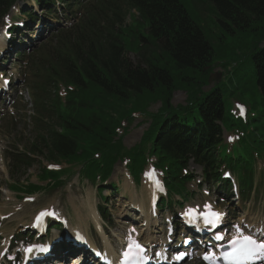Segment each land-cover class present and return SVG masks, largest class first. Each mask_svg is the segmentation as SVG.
<instances>
[{"label":"trees","instance_id":"1","mask_svg":"<svg viewBox=\"0 0 264 264\" xmlns=\"http://www.w3.org/2000/svg\"><path fill=\"white\" fill-rule=\"evenodd\" d=\"M14 1L0 0V20ZM70 1L80 5L78 0L64 3ZM118 1L125 3L127 13L137 12V19L127 27H122L125 14ZM202 1L213 4L219 34L192 20L178 0H95L97 6L86 9L76 26L59 32L56 40L63 43L57 52L58 66L63 69L64 83L76 91L69 94L66 104L56 103L59 132L47 129L46 135L29 144L28 155L16 148L10 154V176L30 167V156L46 153L48 162L61 165L59 171L40 170L39 179L51 180L53 187L63 184L60 179L67 166H79L86 178L104 181L117 161L127 160L126 168L137 177L149 154L165 173L168 197L186 199L185 185L191 176L181 172L190 160L203 168L207 179L220 177L215 146L221 142L222 127H227L244 144L242 154L229 165L238 171L241 182L246 181L250 151L264 154V45L258 47L264 42V0ZM241 35L240 45L245 49L236 43ZM251 42L256 43L252 48ZM222 44L234 46L230 50L240 52L239 61L229 58L234 53L217 59L216 48L221 49ZM242 51L251 54L243 60ZM131 52L140 56L141 64L126 58L125 53ZM213 64L241 77L249 71L251 78L241 81L235 91L220 84L206 94L197 92L198 84L187 74L196 70L206 80ZM179 90L186 92V106L173 108L170 100ZM246 94L257 95V100L250 102ZM234 100L256 116L245 122L233 118L229 108L226 112L225 101ZM152 103H160V108L149 114L146 133L138 145L124 150L123 133L119 135L126 128L123 123H129L132 115L145 113ZM10 189L34 193L40 188L29 185L25 191L14 184Z\"/></svg>","mask_w":264,"mask_h":264},{"label":"rangeland","instance_id":"2","mask_svg":"<svg viewBox=\"0 0 264 264\" xmlns=\"http://www.w3.org/2000/svg\"><path fill=\"white\" fill-rule=\"evenodd\" d=\"M181 5L185 8L189 16L192 20H194L197 23H200L205 26L207 30H209L212 34H219L221 29H219V24L217 22V16L215 17L213 15L212 9H214V6L211 2L208 1H202V0H178ZM119 6L123 14H125V19L122 20L121 24L122 27L129 26L132 23L133 16L134 18L137 17V14L134 11H130L129 14L127 13V7L125 3H122L121 1H118ZM93 7L97 6L96 3H94V0H91L90 3ZM88 5V4H87ZM63 6V5H62ZM22 7L23 10L28 9L30 10L28 4L24 3L22 1V5H17V8ZM61 7V6H60ZM62 8V7H61ZM93 9V8H92ZM92 9L90 11H92ZM15 11L11 12L9 14V17H14ZM13 15V16H12ZM53 17L58 19V22L55 21H40V23L37 25V27H33L31 31V38L29 42L26 41V48L22 47L21 42H15L14 48L18 51V53H13V48L11 46H7V39L6 36H0V44L2 43V46L0 47V67L3 68L5 71V78L10 80L11 84V90L9 91L13 96V101L8 103L6 101L2 100V103L0 106V217L3 218V221H0V250L4 246V244L8 241H10V236L16 234L17 238H20L23 240L24 243L29 242L28 237L29 233H22V231H25L28 226H30V220L32 217V213L36 211V213H41L43 211H51L53 213L52 218L46 219L44 221V228H48V220L51 222H57L62 226L61 231H57L55 229L51 230L52 237L50 239H47L45 242H41L43 245L47 242L51 241L48 246H51L54 248V257L51 259H46L44 261V264H66L67 259H69L68 263L73 262L74 256L68 255L69 251L64 250L60 245L54 246L52 242L59 236H65V233H68L71 231V229H77L79 231H84L87 229L88 231H92L91 237H89L90 242L93 241L96 242V245L98 247H104L108 243H110L113 248L118 246V238L125 239L126 236L134 234L135 236H142L145 239H149L150 237L154 238V243L156 246L161 245L165 243L167 238V231L169 228V224L166 222L167 215L171 214V211L165 210V211H158L156 218H151V226L145 231L140 227V223L142 219L139 217L141 213L135 212L137 209H139L138 202L144 200L146 202V205L148 206V199L145 196V194L142 193L143 188V181H144V175L142 174L140 178V184L138 187H135L132 182L128 179V175L124 170V167L122 163L118 162L112 172V176L109 178L108 183L115 184L116 189H106V193L102 194L101 189H96L97 184H92L91 179L87 181L85 178H81L77 175V173L80 172L79 166H67L65 175L63 176V180L65 181L64 185L61 187V189L52 191V190H46L43 194H37L30 198V202L23 201L22 199H19L16 197V195L9 193L7 190L9 189V186L12 184H23L24 181H30L31 183L38 184L37 181V175L40 172V169L44 168L47 169L50 166V162L46 159V153L42 154H36L35 157H31L33 159L31 167L28 169L26 174H17L13 172V178L9 176L8 170H7V162L6 157L10 152H13L16 147L20 148L22 146H25L28 142L32 141L35 136L34 131H41L40 129H36L37 126L34 121V114L35 118H37L38 111L33 113L32 108L33 105L30 100V96L27 93L28 88H34L37 90H40L42 85L40 83V78L36 77L37 72L33 69H31L30 72H26L24 69L25 61L23 60L20 62L17 59L19 56L17 54H23L25 56L31 55L29 59L31 60L33 56L39 51H36L38 48L46 49L50 45L54 44V37L57 36L56 34V27H61L64 24L66 26H63V29H67L70 26V23H63L61 21V17L58 16L55 13H52ZM63 16V15H62ZM65 17V16H63ZM104 19H106V14L102 16ZM40 27V31L37 30V28ZM2 31V26H0V32ZM36 31L38 34V37L36 35ZM145 34V33H144ZM42 38H39V37ZM243 35L237 37L236 43H239V46L241 49H245L246 46L243 44L240 45V43L243 42V40L240 38ZM68 39H71L70 36H68ZM240 39V40H239ZM84 40V39H83ZM70 42H72L70 40ZM228 44H232V40L227 39ZM49 43V44H48ZM63 40H61V44L57 42L56 44L58 47L62 48ZM257 43V41H256ZM251 42V48L256 44ZM263 43V41L261 42ZM261 43L258 45V47L261 45ZM224 44H222L221 49H217V59L222 57H229V53L236 54L234 57H229L233 60H237V55L240 53L238 50L231 51L230 49L234 46L227 45L226 47H223ZM57 47V48H58ZM21 48V49H20ZM53 48V47H52ZM56 48V49H57ZM229 48V49H228ZM238 47H235V49ZM250 48V49H251ZM28 50H32L31 52H28ZM254 49V48H253ZM252 49V50H253ZM51 51V48L49 49ZM55 50V49H54ZM53 50V51H54ZM52 53H45L43 52L44 56H53L58 59L57 55H51V54H57L59 50H56ZM231 51V52H230ZM243 54L246 56L243 58L246 59L249 57L250 53H244L245 51H242ZM126 58L130 62H136L135 64H141V59L139 55L131 53H125ZM5 61L3 64L2 61ZM43 61L47 62L49 65L52 66V69L55 70V66L53 65L55 61H49L46 59V57L43 59ZM226 61L225 59L222 60ZM239 61V60H237ZM242 61V60H241ZM220 63L219 61H217ZM22 67V68H21ZM212 77L210 81V88L219 80V77L221 79V76L223 75V70L219 68L218 65H215L212 68ZM11 76V77H8ZM188 78H191L194 80L196 84H200L205 78V75L202 73H198L196 70H191L189 74H187ZM210 76L206 78L201 84H205L208 82ZM251 78V74L249 71L245 72V75L241 77V74H236L229 72L224 75V81H223V87H232L234 91L236 88L241 87V81L245 82L248 81ZM1 80V75H0ZM51 80H48L47 82H50ZM209 88V89H210ZM208 88H204V90H209ZM62 94V93H61ZM16 97V98H15ZM245 98H247L250 102H252L253 99L257 100V95L252 96L250 94H246ZM22 99V101H20ZM186 94L183 91H178L173 94L172 97V104L173 106L180 105L184 106L186 103ZM235 101V102H234ZM234 101H225L226 106V112L228 111L227 108H229V111L231 112L232 107L234 105H237L241 108V103L238 100ZM18 103V105L15 107V105ZM158 104H152L150 105L148 112H155L158 108ZM232 106V107H231ZM258 110V109H256ZM40 111V110H39ZM49 111L45 112V108L43 111V117L42 118L44 122V127L46 125H49L50 129L55 132L60 131V127H57L55 125L54 116L51 119L50 116L47 114ZM5 113L7 116H5ZM256 113V112H255ZM10 116H13L14 122L11 121ZM13 120V119H12ZM147 120H145L144 117H135L132 121L131 125L127 128L126 133L123 134V145L126 149H130L134 145L138 144L143 132L147 128ZM53 123V125L51 124ZM228 134H230L229 129H227ZM232 141L230 137L225 136V143ZM224 149L228 152L232 150L230 145L224 146ZM21 150V149H19ZM30 150V149H29ZM25 152L27 153V149L25 148ZM9 160V158H8ZM53 165V166H52ZM53 167L52 170H57L59 167L57 164H52ZM150 167V166H149ZM148 167V168H149ZM256 170L258 174H261V172L264 174V164L260 161L257 162ZM190 172H192L194 175H196V182H200L201 174L198 167L191 166L189 169ZM262 177H258L256 173V181H255V193L254 195H251L250 199L247 202H240V203H233L230 201L224 202L222 200V204L220 203V206L222 209H224L226 206L228 207L227 210L234 213L230 217V220H233L235 224L239 223H258L260 222L264 224V187L263 183L261 182L262 178L264 182V175H261ZM127 180L129 183V188H124L123 183L124 180ZM190 190H193L196 192V196L194 198V201L191 203H188V206H199L204 205L207 200H210L213 202L215 196H212L215 194L213 192V189L211 186H208L206 184L202 185L199 189L197 187V184H191L188 186ZM96 191V192H95ZM205 192H208L209 195H204ZM97 193V194H96ZM102 194V196L110 197V201L107 202V208L106 210L110 213V218L112 220V229L109 230L108 238H102L100 235L99 238H102V241L98 239L94 235L97 233L96 226L97 224L93 221L91 216L89 215V210L86 208L88 204L93 206V209L95 211L97 210V206H103V203H101L99 199V195ZM163 195L162 193L159 194L158 198ZM88 198L90 199V202L88 201ZM224 202V203H223ZM218 203V201H217ZM218 205V204H217ZM137 206V207H136ZM219 206V205H218ZM175 213L178 211L176 207H173ZM32 214V215H31ZM7 215L8 217L2 216ZM172 215V214H171ZM90 216V217H89ZM133 216V219H130V217ZM123 222V224H119L117 221ZM101 226H103L102 222L97 221ZM231 225V224H230ZM95 232V234H94ZM64 233V235H63ZM32 235L30 234V237ZM29 237V238H30ZM140 238V237H139ZM17 239V240H20ZM156 239V241H155ZM170 240L175 241L174 236L170 238ZM35 240H31V244L33 242L34 246H37L34 243ZM44 241V240H43ZM160 243V244H159ZM92 244V242H91ZM17 245V244H16ZM21 246V243H19ZM174 245V244H172ZM92 246V245H91ZM163 246V245H161ZM109 247V246H108ZM110 248V247H109ZM68 255V256H66ZM70 256V258H69ZM170 256V254H169ZM73 258V259H72ZM77 259V258H76ZM75 259V260H76ZM20 261V257L18 258V262ZM14 260L12 259L11 264H13ZM166 263H170V259L168 255H166ZM29 264H31L29 262ZM183 264H201L200 260L198 258L191 259L189 261L184 262Z\"/></svg>","mask_w":264,"mask_h":264},{"label":"snow or ice","instance_id":"3","mask_svg":"<svg viewBox=\"0 0 264 264\" xmlns=\"http://www.w3.org/2000/svg\"><path fill=\"white\" fill-rule=\"evenodd\" d=\"M241 114L243 115V109H241ZM148 178L159 187L158 182L155 180L154 173L150 172ZM51 215H53L51 212L40 213L36 218V224L34 226L40 225L43 217ZM185 216L190 222L195 223L197 220H200L206 228L211 229H215L222 219L220 214L211 211L208 206H206L204 212L199 215L195 210L189 209L186 211ZM216 239L221 240L222 237L217 236ZM26 251L30 253L33 250L29 248ZM142 252L143 249L140 248L139 245H135L134 251L132 244H130V248L124 253V256L126 259H131L133 256L139 255ZM142 258L141 256V259ZM203 258L208 264H216L217 259L225 261L226 264H255L258 260H264V241H257L252 236L244 235L239 228H237V234L230 242V251L225 253L222 257H216L214 253L209 252Z\"/></svg>","mask_w":264,"mask_h":264},{"label":"bare ground","instance_id":"4","mask_svg":"<svg viewBox=\"0 0 264 264\" xmlns=\"http://www.w3.org/2000/svg\"><path fill=\"white\" fill-rule=\"evenodd\" d=\"M2 46V43L0 44V47ZM144 185V192H145V195L149 198V200H148V202H150V200L151 199H153V198H155L156 196H157V194H158V192H157V189L156 188H153L151 185H150V183H148V180L145 178V183H143ZM123 186H124V188H129V183L127 182V180L125 179L124 180V183H123ZM88 201L90 202V199L88 198ZM138 207H139V210H140V212L141 213H143V214H145L146 215V213L144 212V209H147L146 207H144V201L142 200V201H139L138 202ZM137 207V206H136ZM88 210H89V215L91 216V218L93 219V221L94 222H96V224H97V221H98V219H99V217H98V214L96 213V211H94L93 210V206H91L90 204H88L87 205V207H86ZM148 209H149V207H148ZM89 216V217H90ZM118 223H119V221H117ZM142 222H144V224H141V226L142 227H149L150 226V223H151V220H149V218L147 217V215L144 217V220L142 221ZM98 225V224H97ZM144 230V229H143ZM147 230V229H146ZM71 231H72V229H71ZM98 232H99V234L101 235V236H103V234L101 233V228L100 227H98ZM71 235V234H70ZM127 238H129L128 240L129 241H133L134 239L136 240V238H138V237H135V236H128ZM140 243L141 244H143V243H146V244H149V241L148 240H146V239H144V238H140ZM106 250L107 251H110V248L107 246L106 247ZM113 252L111 251V254H112ZM74 258V257H73ZM72 258V259H73ZM76 258H74L73 260V262H71L70 264H77L78 263V259H76ZM36 264V263H35ZM59 264V263H58Z\"/></svg>","mask_w":264,"mask_h":264}]
</instances>
